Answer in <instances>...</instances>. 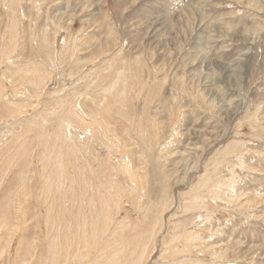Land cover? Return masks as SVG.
I'll return each mask as SVG.
<instances>
[{
    "label": "rangeland",
    "instance_id": "1",
    "mask_svg": "<svg viewBox=\"0 0 264 264\" xmlns=\"http://www.w3.org/2000/svg\"><path fill=\"white\" fill-rule=\"evenodd\" d=\"M139 239L264 264V0H0V264Z\"/></svg>",
    "mask_w": 264,
    "mask_h": 264
},
{
    "label": "bare ground",
    "instance_id": "2",
    "mask_svg": "<svg viewBox=\"0 0 264 264\" xmlns=\"http://www.w3.org/2000/svg\"><path fill=\"white\" fill-rule=\"evenodd\" d=\"M148 247H149L148 241H146L145 239H139L138 244H137V248L134 251L132 258H129L127 261H125L124 264H142L147 252L149 251ZM54 249H55V247H54ZM49 262L51 264H53L54 260H52V257L50 258ZM109 263L114 264L115 261L112 260Z\"/></svg>",
    "mask_w": 264,
    "mask_h": 264
}]
</instances>
